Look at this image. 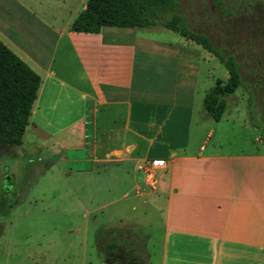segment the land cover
<instances>
[{
	"label": "crops",
	"instance_id": "0c3cea01",
	"mask_svg": "<svg viewBox=\"0 0 264 264\" xmlns=\"http://www.w3.org/2000/svg\"><path fill=\"white\" fill-rule=\"evenodd\" d=\"M85 6L0 0V41L40 77L21 143L0 151L37 156L56 145L59 170L91 197L126 180L120 196L134 191L164 210L152 264H264V132L210 140L220 117L192 134L207 51L130 27L69 30ZM244 124L231 118L230 128ZM135 242L132 236L110 255L136 259ZM140 244L145 256L134 264H151Z\"/></svg>",
	"mask_w": 264,
	"mask_h": 264
},
{
	"label": "rangeland",
	"instance_id": "374dc122",
	"mask_svg": "<svg viewBox=\"0 0 264 264\" xmlns=\"http://www.w3.org/2000/svg\"><path fill=\"white\" fill-rule=\"evenodd\" d=\"M177 1L181 21L204 33L222 57L231 56L239 71L241 84L233 92V100L225 97L226 107L210 140L219 134L220 139L228 140L252 137L254 127L264 132V0ZM142 31L163 39L180 36L160 26ZM207 53L192 134H202L215 125L202 107L203 83L209 89L216 80L227 78L220 60ZM236 117L246 125L232 131L231 118ZM14 150L0 151V264H134L145 256L140 242L147 248L151 264L157 261L164 218L161 207L152 208L149 199L142 203L134 191L120 196L126 180L112 181L110 194L88 196L86 187L78 190L74 175L66 178V172L59 170L61 148L56 145L47 151L40 149L37 156H17ZM132 236L138 240L134 243L136 259L120 252L103 259L98 245L122 249Z\"/></svg>",
	"mask_w": 264,
	"mask_h": 264
},
{
	"label": "trees",
	"instance_id": "16d2710c",
	"mask_svg": "<svg viewBox=\"0 0 264 264\" xmlns=\"http://www.w3.org/2000/svg\"><path fill=\"white\" fill-rule=\"evenodd\" d=\"M178 5L177 0H86L84 11L74 17L68 28L96 33L102 26L138 30L160 26L199 45L220 60L227 72L226 80H216L202 99L204 112L218 121L226 106L225 97L241 84L237 63L231 56L222 57L204 33L188 28L177 12ZM39 84L40 77L0 41V150L21 143ZM115 248L117 245H98L103 259Z\"/></svg>",
	"mask_w": 264,
	"mask_h": 264
},
{
	"label": "built area",
	"instance_id": "2783aa9c",
	"mask_svg": "<svg viewBox=\"0 0 264 264\" xmlns=\"http://www.w3.org/2000/svg\"><path fill=\"white\" fill-rule=\"evenodd\" d=\"M150 163H151V164H154V163H155V160H151Z\"/></svg>",
	"mask_w": 264,
	"mask_h": 264
},
{
	"label": "flooded vegetation",
	"instance_id": "af4514ba",
	"mask_svg": "<svg viewBox=\"0 0 264 264\" xmlns=\"http://www.w3.org/2000/svg\"><path fill=\"white\" fill-rule=\"evenodd\" d=\"M3 195H5V192L3 193Z\"/></svg>",
	"mask_w": 264,
	"mask_h": 264
}]
</instances>
